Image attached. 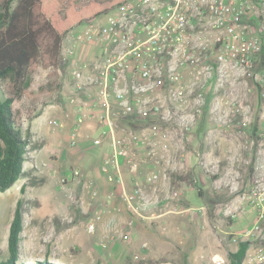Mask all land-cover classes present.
I'll return each instance as SVG.
<instances>
[{
    "label": "built area",
    "instance_id": "built-area-1",
    "mask_svg": "<svg viewBox=\"0 0 264 264\" xmlns=\"http://www.w3.org/2000/svg\"><path fill=\"white\" fill-rule=\"evenodd\" d=\"M60 61L67 66L66 102L75 116L69 146L79 143L86 122H96L91 143H111L99 170L113 190L126 164L132 175L148 167L146 182L170 189L172 174L187 162L190 137L214 118V94L225 90L231 76L250 81L258 101L252 121L245 122L243 100L232 102L243 127L252 126L248 179L225 203L224 215L230 221L238 213L254 216L229 233V241L248 244L243 264H264V0H127L72 30ZM226 93L219 98L229 104ZM65 125L50 122L53 131ZM79 176L74 170L71 178ZM85 187L99 195L91 182ZM121 198L136 216L160 204L159 217L191 212L177 189L156 202L140 187H124ZM95 229L87 226L89 233Z\"/></svg>",
    "mask_w": 264,
    "mask_h": 264
},
{
    "label": "rangeland",
    "instance_id": "rangeland-1",
    "mask_svg": "<svg viewBox=\"0 0 264 264\" xmlns=\"http://www.w3.org/2000/svg\"><path fill=\"white\" fill-rule=\"evenodd\" d=\"M59 72L62 89L50 99L47 106L39 107V110H42L40 116L32 121L27 119L23 121V131L29 140L23 178L8 191L0 192V261L9 256V227L16 203L22 197L24 230L20 248L21 261L24 264L42 262H47V264H109L108 260H102L101 255L97 253V256L93 253L92 255L88 254L87 257H90L87 259L85 250L74 251L75 246L90 244L93 237L97 236L96 229L94 233H89L86 227H79L80 221L77 214L85 204L89 203L85 199H90L86 195H90L91 191L85 187V182H91L95 188V171L99 174L98 158L90 152L84 156L85 153H82L84 150L82 145H78L79 143L75 147L69 146L70 131L66 130L68 129L66 126L69 124L68 118L63 117V110L66 111L65 103L67 104L66 100L69 96L68 86L65 83L67 66H62L60 63ZM46 80L47 71L40 70L37 75L38 83H44ZM224 92H227L229 104L220 100ZM237 99L243 100V106L247 112L245 122L252 121L258 103L257 94L250 81L231 76L225 90L214 94V118L212 120L208 118L202 122L203 125L201 124V130L206 132V136L198 140L200 144L196 141L197 143L193 147L192 138L200 130V125L190 137L187 145V151L194 152L202 173L213 182L219 180L226 183L224 187L227 193L224 204L236 197V190L240 189L239 187L248 179L249 172L247 160L251 153L252 126L248 124L243 127L241 117L232 113V102ZM55 118L66 124L64 130L53 131L51 129L50 122ZM70 126L72 128V123ZM193 148L196 150L193 151ZM74 170L80 172L78 178H71ZM172 183L173 174L170 189H177L180 192L179 188L173 187ZM23 185L26 186V192L21 195L20 188ZM111 189L115 195L117 190ZM192 203L195 205L204 204L196 193H194ZM122 210L124 211V208ZM145 215L144 213L142 217L130 214L129 220L122 223V225L125 224V227L129 226V221L143 223L144 228L140 233L143 235L146 233L147 239L140 242V249L135 253L138 258L136 260L139 264H173L165 262L167 260L151 259V255L149 258L145 257L143 261L145 252L149 251L150 253L156 249L157 241L153 242L150 239L165 237L168 232L163 230V228H168V224L161 223L160 217H145ZM167 217H172V215ZM249 219L245 218L244 220L248 221ZM248 223L251 222L248 221ZM122 234L128 233L123 230L119 234L117 244L109 243V237V239L105 238L102 243L100 242L103 250L110 248L109 252L116 257V260L110 258V264H114L113 260L118 264H127L129 244L128 241L121 239ZM171 238L173 237L171 236ZM144 244L147 245L145 248ZM68 261L69 263H67Z\"/></svg>",
    "mask_w": 264,
    "mask_h": 264
},
{
    "label": "trees",
    "instance_id": "trees-1",
    "mask_svg": "<svg viewBox=\"0 0 264 264\" xmlns=\"http://www.w3.org/2000/svg\"><path fill=\"white\" fill-rule=\"evenodd\" d=\"M127 0H0V192L24 175L29 146L23 121L42 114L62 89L60 58L63 41L75 28L99 18ZM40 70L47 80L38 83ZM203 125V123H202ZM201 127L199 131H202ZM26 186L20 188L21 195ZM22 197L9 227V256L0 264H24L20 244L24 216ZM248 248L241 243L230 253V264H243ZM38 264H47L42 262Z\"/></svg>",
    "mask_w": 264,
    "mask_h": 264
},
{
    "label": "crops",
    "instance_id": "crops-1",
    "mask_svg": "<svg viewBox=\"0 0 264 264\" xmlns=\"http://www.w3.org/2000/svg\"><path fill=\"white\" fill-rule=\"evenodd\" d=\"M65 110L66 111L63 110V117L65 116L68 118L67 122L71 125L75 117L74 109L69 104L65 103ZM71 117L73 122L70 120ZM69 124L66 126V128H68L66 129L67 131H71V126ZM97 133L98 125L96 122H86L81 128L78 145H82L84 150L82 153H85L84 156L90 152L98 158L97 168L99 170L101 159L112 151V147L109 141H106L103 146L94 147L91 143V138L97 136ZM204 136H206L205 131H198V133L194 134L192 138L193 147H195L194 144L197 143L196 141ZM198 143L200 144L199 141ZM85 145L86 148L88 147L89 149H86ZM195 150L196 148H193V151ZM185 159L187 162L184 163L178 171L173 173L172 185L175 188H179L182 199L186 206L190 208L191 212L188 215H172V217H167L169 215H166L160 217L161 223L168 224V228L165 229L168 231L166 232L167 235L165 234V237L159 239H150V241L153 242L157 241L156 249L151 251V254L149 251L145 252L143 261L145 257L149 258V255H151V259L167 260L165 262H172L173 264H230L229 255L230 253L236 252L238 247L230 243L229 233H238L242 223L245 221L244 219H249V216H252L248 220L252 222L254 216L252 214L247 215L246 213H238L241 218L237 217L232 221L227 220L224 215V200L227 193L224 186L226 183L220 182L219 180L213 182L202 173L194 152H188L186 150ZM149 171L150 169L145 167L142 171L138 172L137 175H132L126 164L122 171V183L117 186V191L115 195H113V198H111V188L113 185L106 181L105 177L100 173V170L99 174L95 171L94 186L95 189L98 190L99 195L97 197L93 196L91 193L90 195H86L87 198H90L85 199L88 200L89 203L83 206L77 216L80 221L79 227L87 228L88 225L94 224L97 236L93 237L90 244H79L75 246L74 251L79 252L85 250L87 259L90 257H87L88 254L92 255L93 253L96 256L99 254L102 260H108L110 264V258L116 260V257L109 252L110 248L103 250L100 242L102 243L105 238L109 237V243L114 242L117 244L119 241V234L125 230L130 236L127 240L129 244L127 247L129 259L126 263L139 264L138 260H136L138 258H136L137 256L135 253L140 249V242L145 238L147 239V234L145 233V235H143L140 233L144 226L143 223H139L138 221H129V226L127 227L124 226L125 224L122 225V223L129 220L130 213L125 208V203L121 198V194L124 187H127L128 190L140 187L145 192L148 200L156 202L162 200L167 192V187L163 188L161 186L149 185L145 178ZM242 185L240 187L237 185L236 187L242 189ZM154 187H158V191H156ZM194 193L203 200V205H195L192 203ZM238 193L239 192H237V195ZM191 194L193 195L191 196ZM235 198L236 197H234V199ZM120 208H124V211H119ZM163 210L161 204L154 205L145 212V217H159L162 215ZM200 210L202 211L200 212ZM171 236L173 238H171ZM115 260H113L114 264H118ZM71 262L74 263L73 261ZM67 263H69V261Z\"/></svg>",
    "mask_w": 264,
    "mask_h": 264
}]
</instances>
